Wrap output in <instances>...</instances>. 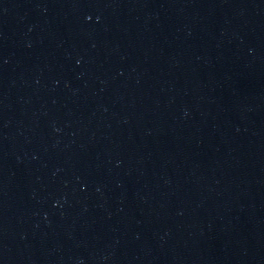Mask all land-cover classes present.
Returning <instances> with one entry per match:
<instances>
[{
  "label": "water",
  "instance_id": "95a60500",
  "mask_svg": "<svg viewBox=\"0 0 264 264\" xmlns=\"http://www.w3.org/2000/svg\"><path fill=\"white\" fill-rule=\"evenodd\" d=\"M0 264H264V0H0Z\"/></svg>",
  "mask_w": 264,
  "mask_h": 264
}]
</instances>
